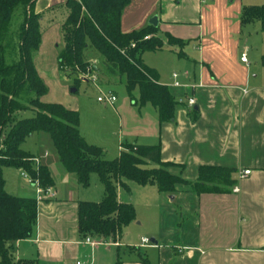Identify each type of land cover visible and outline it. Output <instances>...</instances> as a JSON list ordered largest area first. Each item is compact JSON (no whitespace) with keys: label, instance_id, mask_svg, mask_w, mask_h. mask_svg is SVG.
<instances>
[{"label":"crops","instance_id":"1","mask_svg":"<svg viewBox=\"0 0 264 264\" xmlns=\"http://www.w3.org/2000/svg\"><path fill=\"white\" fill-rule=\"evenodd\" d=\"M201 1L204 9H199V19H206L207 23L199 22L195 31L172 26V21L178 22L177 19L184 17L186 7H171L170 0L151 3L131 0L120 16L122 32L145 27L153 16L157 17L154 36L162 41V47L154 52L173 48L178 51L177 56L184 59L183 64L179 59H167L170 64L179 63L183 69L179 73L165 72L160 64L150 63L144 53L141 54L145 57V65L155 67L159 81L178 101L174 120L159 122L155 108L149 103L130 105L126 98L118 102L116 92L109 88L115 93L116 101L96 106L83 133L79 118V131L88 143L99 146L107 159L117 158L125 143L158 145L161 161L170 163L169 173L192 182L202 165L227 167L234 170V184L220 193H196L189 185L178 183L171 194L160 192L153 185L131 187L130 193L124 194L118 191L117 185L118 201L134 206L135 219L115 237H81L78 203L100 201L103 190L97 189L100 198L91 196L86 191L88 188L78 182L74 173L67 172L59 160L53 157L46 161L48 152L44 151L40 154L39 165L51 164L52 192L49 197L36 201L37 216L31 236L11 244L14 261L29 260L34 264H69L75 260L91 264H264V65L248 58L249 47L247 44L241 46L246 38L245 26L240 25L242 7L256 3L254 0ZM55 2L36 0L33 9L42 12ZM157 5H160L159 12H156ZM41 21V41L33 63L44 80L42 73L48 79L50 75L53 77L55 65L49 37L45 35L44 38L43 34L53 27L47 24L42 31ZM254 22L260 28L259 22ZM160 25L165 32H158ZM174 39L181 43L172 42ZM186 43H190L189 48L183 51L180 47ZM244 50L247 63L240 61ZM110 77L112 81L119 78ZM188 97L194 99L191 106L186 102ZM37 133L40 132L34 134ZM244 170H250L249 174L243 176ZM20 173L19 168H3L5 191L35 198L32 185L24 187L14 181L18 174L24 179ZM234 187L238 190L234 191ZM133 190L136 196L132 195ZM86 237L97 243H86ZM143 237L149 242L141 245Z\"/></svg>","mask_w":264,"mask_h":264},{"label":"trees","instance_id":"2","mask_svg":"<svg viewBox=\"0 0 264 264\" xmlns=\"http://www.w3.org/2000/svg\"><path fill=\"white\" fill-rule=\"evenodd\" d=\"M36 0H0V264H34L33 261H14L11 244L31 236L36 223L35 198L20 197L5 191L3 168L25 170L38 179L42 187H52L53 177L47 166H34L33 156L22 148L25 140L36 132L50 136L62 167L75 174L78 182L87 186L91 173L98 176L103 186L100 201L82 200L78 203V232L81 237L94 235L107 239L115 237L135 219L131 203L119 202L117 185L126 181L139 185H153L160 192L173 193L175 185H189L196 193H220L234 184L233 169L202 165L197 178L188 182L167 171L170 163L162 162L158 145H122L117 158L107 159L103 150L88 143L79 131V114L59 103L43 102L40 97L46 85L37 74L33 53L41 41L39 21L42 12H35ZM131 0H64L68 10L62 25V47L57 64L69 67L67 76L84 72L88 64V49L102 59L105 71L112 76H123L129 95L137 90L133 104L153 106L159 122L174 120L178 101L167 86L158 79L156 71L141 62L145 51H156L162 41L154 36L156 26L148 25L130 32L120 30V16ZM22 11L17 33L18 59L5 61L6 41L15 9ZM258 21L264 31V3L245 5L240 14V25ZM151 34L149 38L144 36ZM172 42L181 43L174 39ZM134 43V46L131 44ZM264 63V50L261 55ZM63 71V70H62ZM31 111V117L23 113ZM195 113V111H193ZM149 264L148 262H146ZM118 264V263H117Z\"/></svg>","mask_w":264,"mask_h":264},{"label":"rangeland","instance_id":"3","mask_svg":"<svg viewBox=\"0 0 264 264\" xmlns=\"http://www.w3.org/2000/svg\"><path fill=\"white\" fill-rule=\"evenodd\" d=\"M55 4H52L50 8L45 9L42 11V31L45 30V27L48 25H51L50 27H53L52 29H49L48 31H45V35L49 37L50 41V53L53 54L52 58L54 59V69H53V77L50 75V78H47V75L45 73H42L43 77L45 78L44 84L46 85L47 91L46 93L40 97V100L46 101V102H52V103H59L63 105L64 107L68 109L76 110L79 114V118L81 120V126L80 131L83 133L85 124L88 123L89 117L91 112L96 106H100L101 103L97 102L96 98L97 95L102 91L103 88H111L114 92H116L118 97V102L121 101L123 98H126L127 101H129L130 105H135L132 103L133 100H137L138 93L137 90H133L131 95L128 94L126 87H125V80L123 76H119L117 79L111 80L110 75L105 71L102 59L98 56V54L93 51L92 49H88L87 51V58L88 60H97L96 62L92 63V61H89V65L93 64L95 65V69L97 71V78L94 81L91 80H82L79 78V81L75 84V78L76 75L72 74L70 76H67V74L64 72L65 70H60L57 64V55L59 50L62 47V33H61V26L59 27V24H62L68 10L64 4V0H56ZM154 0H143L145 3H151ZM166 1V0H165ZM171 1V7H186V11L184 13V17L181 19H177L178 22L172 21V26L175 25V27H178L182 30H189V31H195L196 27L198 26V23L201 22L202 24L207 23V20H200V10H203L204 4L201 0H170ZM209 0H204V2H208ZM249 1V0H247ZM257 5L264 3V0H254ZM164 4V2H162ZM198 5L201 6V8H198ZM147 6V5H146ZM144 6V7H146ZM160 5H157L156 12H159ZM200 9V10H199ZM34 10V9H33ZM22 18V11L20 8H17L14 10L11 23L9 27V32L7 36L6 45L7 48L5 50V61L7 63H12L18 59V52H17V33L19 29V25ZM218 19V18H217ZM212 23V22H211ZM149 24H147L148 26ZM222 25V24H221ZM258 26L257 22H252L247 25H245L244 28V34L246 35V38L242 40L241 46H247L249 47L248 52V58L250 61L252 59H256L259 61V64L261 62V53L264 49V31H262ZM256 29V30H255ZM157 30V28H156ZM165 32V29L160 25L158 27V32ZM48 32V33H47ZM151 35V34H148ZM190 43H186L184 45H181V49L183 51H186L189 48ZM38 51H35L33 53V60L36 57ZM146 57V59L155 65L160 64L163 68V71L170 72L171 70H174L176 72H180V70L183 69V67H180L181 65L179 63L170 64V62L167 59H174V61H177L176 59H179L180 63H184V59L181 57H178V51H175L173 48H164L163 52H154V51H145L143 52ZM51 54V55H52ZM140 57L141 62L145 64V61H143V58ZM37 65H39V62L37 60ZM148 65V64H147ZM264 65V63H262ZM152 68H155L154 66L148 65ZM47 69V68H45ZM68 70L69 67L67 68ZM46 72V71H45ZM98 86H97V85ZM138 105V104H136ZM135 105V106H136ZM33 114L31 111H26L23 113V117H31ZM43 135V136H42ZM44 137V140L43 138ZM22 147L26 149L27 151H30L32 154H34L35 157L38 158L39 163L41 162L39 160L40 154L43 155L44 151L48 152V156L46 158V161H50L53 159L58 160L56 149L54 147V144L46 132H40L37 134H34L33 136L29 137L25 140ZM46 166L48 167L50 173H52L51 164L46 163ZM53 166V165H52ZM17 185H23L24 187H28L29 184L22 179L19 174L16 175V177L13 178ZM91 181L90 184L86 186L88 190H86L88 193L92 194L91 196L100 198L98 195L97 197V189L103 190L102 184L99 182L98 176L95 173H91ZM126 185L128 186L125 188V186L118 185V191L121 190V193L129 194L131 187H141V185L132 182V181H126ZM116 187V188H117ZM129 188V190H128ZM134 192V190L132 191ZM15 194V193H13ZM12 194V195H13ZM33 195V193H30ZM99 194V193H98ZM133 196H136V192L132 194Z\"/></svg>","mask_w":264,"mask_h":264},{"label":"built area","instance_id":"4","mask_svg":"<svg viewBox=\"0 0 264 264\" xmlns=\"http://www.w3.org/2000/svg\"><path fill=\"white\" fill-rule=\"evenodd\" d=\"M149 37H150V35H146L143 37V39H147ZM131 46H134V43H132ZM89 61H88V64L86 65L85 71L79 73V78L94 81L97 78V71L95 69V65H93V64L89 65ZM91 61H92V63H94L97 60L93 59ZM240 61L244 62V63L248 62L247 54H246L245 50L240 55ZM61 69L66 70L67 68H66V66H61ZM172 75H173V77H176L175 73H173ZM175 85H178V82H175ZM116 99H117V97H116L115 93L109 88H103L102 91H100V93L97 95V98H96L97 102H100L102 104H110V105L113 104L116 101ZM181 101H182V99H179V102H181ZM186 102L188 105L191 106L194 104V99L192 97H188ZM31 161L33 162V164L36 168L39 166L38 158L33 157V158H31ZM249 172H250V170H244L243 176L249 174ZM20 175L26 180V182L28 184L33 186L34 191H35V200L36 201H41L42 199H45L51 195V192H52L51 187H42L40 185L38 179L33 178L25 170L21 169ZM233 189H234V191L238 190L237 187H234ZM84 241L86 243L91 244V245H94L97 243V242L91 240L90 237H86L84 239ZM148 242H149V240L147 238H144V237L141 238V245L147 244ZM69 264H91V263L84 262L81 260H75Z\"/></svg>","mask_w":264,"mask_h":264},{"label":"water","instance_id":"5","mask_svg":"<svg viewBox=\"0 0 264 264\" xmlns=\"http://www.w3.org/2000/svg\"><path fill=\"white\" fill-rule=\"evenodd\" d=\"M149 24L156 26L157 25V17L153 16L150 20H149Z\"/></svg>","mask_w":264,"mask_h":264}]
</instances>
